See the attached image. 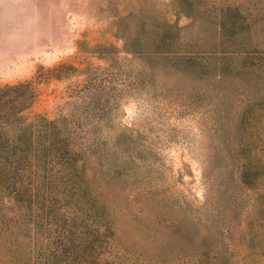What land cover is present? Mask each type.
I'll return each mask as SVG.
<instances>
[{"label": "rangeland", "instance_id": "rangeland-1", "mask_svg": "<svg viewBox=\"0 0 264 264\" xmlns=\"http://www.w3.org/2000/svg\"><path fill=\"white\" fill-rule=\"evenodd\" d=\"M69 162L0 180V264H264V0H0V88Z\"/></svg>", "mask_w": 264, "mask_h": 264}, {"label": "trees", "instance_id": "trees-1", "mask_svg": "<svg viewBox=\"0 0 264 264\" xmlns=\"http://www.w3.org/2000/svg\"><path fill=\"white\" fill-rule=\"evenodd\" d=\"M32 99L25 84L0 88V180L8 178L7 170L28 166L31 160L44 166L53 160L69 162L68 136H62L66 119L38 117L28 122L23 114Z\"/></svg>", "mask_w": 264, "mask_h": 264}]
</instances>
